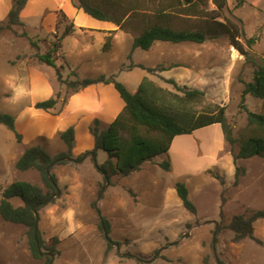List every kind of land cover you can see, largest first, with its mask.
<instances>
[{"label": "rangeland", "instance_id": "1", "mask_svg": "<svg viewBox=\"0 0 264 264\" xmlns=\"http://www.w3.org/2000/svg\"><path fill=\"white\" fill-rule=\"evenodd\" d=\"M13 1L0 0V113L15 117L16 130L22 139L18 141L14 132L0 124V199L2 191L15 181L42 185L36 171L21 172L16 168L25 149L40 145L52 156L67 151L60 133L76 126L64 113L71 97L85 88L78 92L68 90L58 82L55 69L42 63L37 54L47 53L71 26L56 54L57 66L63 67V79L116 75L130 92H136L147 73L136 67L131 70L130 65L147 62L154 69L149 73L155 82L150 85L153 88L149 94L157 106L179 116L214 113L218 107H225L228 124L238 141L264 136L248 125L247 114L241 108L243 84L252 80L256 64L264 60V0H227V8L219 13V21L230 22L244 33L240 41L249 51L250 61L231 46L228 35L203 44L156 42L149 51L136 49L129 60L134 37L148 22L154 21L156 9L167 7L163 3L126 0L139 2L140 7L124 19L120 28L112 22L96 23L75 8L71 0H29L20 14L23 25L1 29ZM200 9L202 17L177 14L173 25L189 29L206 27V16L213 14L215 6L207 2ZM252 37L258 41L248 48L245 38ZM191 68H195L193 73ZM169 81L189 89L198 86L204 96L198 101H185ZM58 93L60 98L54 109H36L38 102ZM105 99L113 110L108 114L109 107L105 106L100 110L105 112L103 116L89 115L95 118L89 125V133L95 120L106 128L114 111H123L107 92ZM245 106L252 112L264 111V102L250 95ZM79 133L78 141L86 146ZM202 134L206 133L197 136ZM184 136L171 146L168 155L174 166L169 172L158 166L167 159L163 155L145 163L139 172L128 177L114 176L110 182H105L95 168L92 149L78 153L75 140L74 162L56 164L53 169L60 196L38 211L45 246H51L54 238L60 241L55 245L59 255L53 264H218L217 259L222 264H264V219L255 223V237L261 244L248 239L234 243V234L228 228L234 215L248 208H264V158L239 159L235 163L238 144L230 146L225 140L218 151L222 153L215 156L218 146ZM207 137L214 142L213 132L207 131ZM82 155L81 160L77 159ZM228 155L233 157V168L248 170V174L246 171L240 175L238 184L235 175L228 173L229 164L219 166ZM107 158L106 152H97L98 164ZM210 172L223 177L225 185ZM178 181L186 184L197 207L196 215L187 211L177 196ZM13 202L21 205L19 200ZM104 219L110 225L109 239L119 248L105 239ZM215 222L218 232L214 246ZM27 231L25 226L6 223L0 216V264L48 262L47 248L42 249L46 253L39 259L33 256Z\"/></svg>", "mask_w": 264, "mask_h": 264}, {"label": "trees", "instance_id": "2", "mask_svg": "<svg viewBox=\"0 0 264 264\" xmlns=\"http://www.w3.org/2000/svg\"><path fill=\"white\" fill-rule=\"evenodd\" d=\"M28 1H13L6 23L1 26V29L10 30L14 26L23 25L20 20V14ZM71 1L75 8L82 10L86 15L99 21L112 22L120 28H123L124 19L129 14L139 11L140 7L139 2H126V0H124V4L122 0ZM145 2L148 4L159 2L166 4L167 7L156 9L154 21L148 22L142 31L134 37L131 52L128 55L129 60L132 59V53L136 49L149 51L156 42L203 44L222 35H228L231 46L244 56L247 61L251 60L249 51L240 41L241 37H245L244 33L239 31L234 24L218 20L219 13L227 8V0H145ZM207 2H211L215 6V10H213V14H207L206 27L202 29H189L176 28L173 25V20L177 14L202 17L203 14L200 6L205 5ZM71 27L66 28L64 35L53 43L47 53L37 54V57L42 63L55 69L58 82L66 85L68 90L78 92L91 85H113L125 103L123 111L107 128H101L98 120H95L90 126V133L94 139V148L90 155L91 157H95V160L92 157V161L105 182H110L114 176L128 177L133 173L139 172L145 163L153 162L158 156L163 155L167 159L160 162L158 166L164 171L169 172L172 164L168 154L174 139L181 135H190L198 129L214 124L221 125L225 140L230 146L238 144V153L234 154L235 163L239 159L264 158V136H250L238 141L233 135L232 127L228 124L225 107H218L214 113H201L197 116L188 114L179 116L177 113H171L151 101L148 86L153 84L146 79L142 82L136 93L130 92L123 83L117 80L116 75L102 74L96 78L63 79V67L57 66L56 54L62 47L61 43L64 37L71 32ZM24 36H27V34L24 33ZM257 41L258 39L255 37L245 38L248 48L254 47ZM31 43L36 45L34 42ZM106 45L108 47L109 44L107 43ZM135 67L145 69L149 73L154 71V69L146 68L143 65H130L131 69ZM169 82L175 86L178 92L183 94L182 97L185 101H198L204 96V93L200 90L180 87L174 81ZM243 85L241 108L247 114L248 125L254 126L264 133V111L260 113L252 112L245 106L248 95L264 102V60L260 64H256L252 80L244 82ZM59 98L60 95L58 93L55 97L38 102L35 107L39 110L50 111L58 105ZM0 124L14 132L17 140L21 141L22 135L16 130V119L12 114L0 113ZM60 139L67 147L66 152L52 156L44 147L36 145L25 149L16 162V168L21 172L36 171L39 173L42 185L27 181H15L2 191L0 199L1 218L6 223L22 225L28 229L27 234L30 248L33 256L38 259L40 258V254L34 236L36 219L33 208L38 204H41L40 208H42L44 206L43 203L56 193L58 179L53 172L54 166L56 164H66V160L64 159H74L72 150L74 149L76 140L75 128L70 126L61 132ZM98 151H104L108 155L107 160L103 164H98L96 161ZM83 157L82 155L77 159L81 160ZM52 164L54 166L48 171V167ZM245 172L244 168H236L235 184H238L240 175ZM48 173L51 180L48 178ZM210 173L221 185H225L223 177L215 173L213 174V172ZM175 190L183 207L196 215L197 207L189 197V190L186 184L180 181L176 182ZM14 200H19L21 205L16 206L13 202ZM263 219L264 208L259 210L248 208L244 212L234 215L228 226L234 234L233 242L239 243L248 239L261 244L262 242L255 237V223ZM103 223L107 233H109V222L104 219ZM37 241L41 250L47 248L50 251L48 253L54 256L59 255V251L55 246L60 242L57 238H54L51 246L46 247L42 233L38 230ZM109 247L111 246L109 245ZM43 253L45 254L46 252ZM47 258L48 262L46 264H49L51 259L48 256Z\"/></svg>", "mask_w": 264, "mask_h": 264}, {"label": "crops", "instance_id": "3", "mask_svg": "<svg viewBox=\"0 0 264 264\" xmlns=\"http://www.w3.org/2000/svg\"><path fill=\"white\" fill-rule=\"evenodd\" d=\"M96 21H97L96 23H98V24H103V23L109 24V22H103V21H99V20H96ZM183 44H185V43H183ZM191 44H195V43H191ZM136 65H143L146 68H153V66L147 62H145V63L138 62V63H136ZM196 65H198V63ZM136 68H139V67H136ZM142 70L146 71L147 76L143 77L140 85L142 84V82L145 79H147L149 82L155 84V82H153L152 79L150 78L149 72L145 69H142ZM164 71H165V69H163L162 72H164ZM191 71L193 73V71H195V68H193V69L191 68ZM140 85H139V87H140ZM156 87H159V86L156 85ZM194 87H195L194 89L200 90V88L198 86H194ZM152 88H153L152 86H148L149 90H151ZM159 88H161V86ZM112 89L115 90L113 85H102V84L91 85V86L85 88L84 92H79V93H77L71 97L68 111H65L64 114L71 121V124H75V126H76L75 129H76V141L77 142H76L75 150L78 153H83L86 150H90V149L93 150V148H94V139H93V136L91 135V133H89V125L95 119L93 117H95V116L97 117V116H101V115L103 116L105 114V112L104 111L102 112L100 110L104 109L105 106L109 107V111L107 112L108 114L110 113V111L113 110V108H111V105L105 99L106 98V92L109 94L110 97L112 96V98H114V101H113L114 103L118 104V106H120L121 109H124L125 103L121 99L119 93L115 90V92L117 93V94H115V92ZM138 90H139V88H138ZM136 92L134 91L132 93H136ZM93 93H94V95H93ZM94 108H96V109H94ZM115 109H117V108H115ZM114 112L115 113L113 114V119H112L111 123L120 114L119 111L115 110ZM89 115H93V117L91 118ZM76 122H78V124H80V125H77ZM207 131L210 133L213 132L215 144H214L212 139H208ZM79 132L82 133V136L85 139L86 146L84 145V143L78 141L79 134H80ZM202 132H205L206 134H202L200 137H198L197 136L198 133H202ZM182 136H184V135H182ZM188 136L191 138L195 137L197 139H200L202 141V143L204 142L205 144H207L208 142H211V144H212L211 146H215V147L218 146V148H216L215 150L213 149L216 152L215 156L217 154L220 155L222 153V152H218V151H219V148L221 147V144L224 143L225 138H224L222 127L220 124H214V125H211L208 127H204L202 129H198V130L194 131L192 134L184 136V137L188 138ZM178 137H180V136H178ZM178 137H176L174 139L172 145H174L176 143ZM216 160L217 159L215 158L213 160V162L216 163ZM227 165L229 166L228 173L231 176L235 175L236 169L233 168V166H234L233 157H231L229 155L224 157L223 163L220 164V162H219V166L222 168H224ZM172 166H174L173 162H172ZM246 171H247L246 174H248L247 168H246Z\"/></svg>", "mask_w": 264, "mask_h": 264}, {"label": "water", "instance_id": "4", "mask_svg": "<svg viewBox=\"0 0 264 264\" xmlns=\"http://www.w3.org/2000/svg\"><path fill=\"white\" fill-rule=\"evenodd\" d=\"M92 157H93V159L95 160V157H94V156H92ZM64 160H66V161H68V162H74V160L71 159V158H67V159H64ZM55 164H56V163H55ZM53 166H54V164L50 165V166L48 167V171H49ZM48 178H49V180H51V179H50V174H49V173H48ZM107 185H108V184H107ZM58 196H60V190H59V188L57 187V188H56V193H55L53 196H51L47 201H45V202L43 203V205H47V204L51 203L52 200L55 199V198H57ZM41 206H42L41 204L36 205V206L33 208V212H34L35 219H36V225H35V229H34V236H35V239H36V242H37L38 252H39L40 256H43L44 253L42 252L41 247H40V245H39V243H38V241H37V232H38V230H39V214H38V209H39ZM215 225H216V229H215V232H214V234H213V245H214V246H215V243H216V237H217V232H218V224H217V222H215ZM102 226H103V232H104L105 239H106L110 244H113V242L109 239V235H108V233H107V231H106V229H105V227H104L103 220H102ZM113 245H115L117 248H119V246H118L117 243H115V244H113ZM118 250H119V249H118ZM46 255H47L48 257H50V259H51L50 264H53V261H54L55 256H54L53 254H51V253H46ZM156 257H157V256H155V258H156ZM155 258H154V259H155ZM154 259H153V260H154ZM217 263H218V264H222L218 259H217Z\"/></svg>", "mask_w": 264, "mask_h": 264}, {"label": "bare ground", "instance_id": "5", "mask_svg": "<svg viewBox=\"0 0 264 264\" xmlns=\"http://www.w3.org/2000/svg\"><path fill=\"white\" fill-rule=\"evenodd\" d=\"M236 52V51H235Z\"/></svg>", "mask_w": 264, "mask_h": 264}]
</instances>
